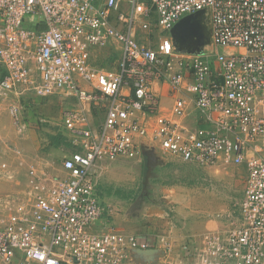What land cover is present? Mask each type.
<instances>
[{
    "label": "built area",
    "instance_id": "1",
    "mask_svg": "<svg viewBox=\"0 0 264 264\" xmlns=\"http://www.w3.org/2000/svg\"><path fill=\"white\" fill-rule=\"evenodd\" d=\"M201 11L211 45L182 53L171 31ZM112 47L116 70L93 62ZM0 66L16 132L51 124L26 121L27 97H56L70 145L63 174L32 164L26 189L0 197V264H139L148 250L156 264H264V0H0ZM146 150L244 167L239 223L180 246L119 230L96 167Z\"/></svg>",
    "mask_w": 264,
    "mask_h": 264
},
{
    "label": "rangeland",
    "instance_id": "2",
    "mask_svg": "<svg viewBox=\"0 0 264 264\" xmlns=\"http://www.w3.org/2000/svg\"><path fill=\"white\" fill-rule=\"evenodd\" d=\"M200 19L209 34V13ZM175 42L182 53L189 49L202 50L193 40L182 45L183 39L176 36ZM115 54L113 47L100 51L94 54L93 62L116 70L117 62L110 61ZM27 100L25 104L31 110L29 120L47 119L51 124L20 135L9 112L0 105V168L6 163L12 176L0 172V197L26 189L27 172L32 164L46 173L60 175L62 160L69 154V147L52 144V137L62 132L60 100L56 97H27ZM96 172L101 199L114 213L121 211L124 216L121 223L128 228L126 231L162 237H172L173 233L174 238L196 233L203 237L239 223L246 184L242 168L197 167L152 152L141 160L100 163ZM114 224L121 229L117 221Z\"/></svg>",
    "mask_w": 264,
    "mask_h": 264
},
{
    "label": "water",
    "instance_id": "3",
    "mask_svg": "<svg viewBox=\"0 0 264 264\" xmlns=\"http://www.w3.org/2000/svg\"><path fill=\"white\" fill-rule=\"evenodd\" d=\"M206 12L201 11L196 14H192L181 19L172 29L171 35L175 46L180 51L178 45L175 42V37L183 39L182 45L185 41L193 40L197 47H204L211 45V29L208 34L204 27L201 25V19L205 17ZM209 40V42H208ZM196 50H188L185 52L189 53H199L202 52ZM153 150H146L144 155H150ZM163 255V251L148 250V251H136L135 258L139 264H156L159 258Z\"/></svg>",
    "mask_w": 264,
    "mask_h": 264
},
{
    "label": "crops",
    "instance_id": "4",
    "mask_svg": "<svg viewBox=\"0 0 264 264\" xmlns=\"http://www.w3.org/2000/svg\"><path fill=\"white\" fill-rule=\"evenodd\" d=\"M105 51H107V50H105ZM1 73H5V71H4V69L0 66V74ZM165 91H167V89H165ZM26 101H28V100H26ZM25 101V102H26ZM59 103V102H58ZM26 121L28 122V111H27V116H26ZM15 128V127H14ZM31 129H34V128H31ZM15 131H16V129H15ZM28 132V131H27ZM26 132V133H27ZM235 167H237V166H235ZM239 168H242L243 170H244V172H245V180H246V170H245V168L244 167H239ZM61 174H63V173H61ZM100 194V193H99ZM101 196V195H100ZM104 202V201H103ZM117 213V215H115ZM123 218H124V216L121 214V211L120 210H117L115 213L113 212V222L115 223L116 221H117V223L119 224V226L121 227V229H119V230H121V231H123V232H126V233H128V234H134V235H137V236H146V237H157V236H161V235H158V234H149L148 232H145V233H138V232H129V231H126L128 228H126V227H123L122 226V223H121V221L123 220ZM118 221H120V223L118 222ZM218 232V231H217ZM166 233H168V232H166ZM173 233H172V240L175 242V244H176V246H180L181 244H183V243H185V241L188 239V238H190V236H195V237H200V235L198 236V234H196V233H190V234H186V235H181V237L180 238H174L173 237ZM202 236V235H201Z\"/></svg>",
    "mask_w": 264,
    "mask_h": 264
},
{
    "label": "trees",
    "instance_id": "5",
    "mask_svg": "<svg viewBox=\"0 0 264 264\" xmlns=\"http://www.w3.org/2000/svg\"><path fill=\"white\" fill-rule=\"evenodd\" d=\"M117 59H118V55H116V54L110 57V61L111 62L117 61ZM99 67H102V66H99ZM52 144L54 146H56V147L65 145V146H67V147L70 148V145L67 142L66 136L61 131H59L57 133V135H55V136L52 137Z\"/></svg>",
    "mask_w": 264,
    "mask_h": 264
}]
</instances>
